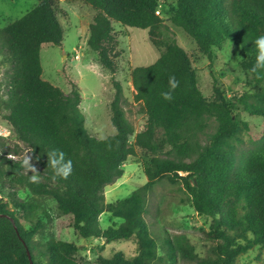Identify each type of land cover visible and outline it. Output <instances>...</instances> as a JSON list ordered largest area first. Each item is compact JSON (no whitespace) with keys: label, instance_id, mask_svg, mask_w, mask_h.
I'll list each match as a JSON object with an SVG mask.
<instances>
[{"label":"trees","instance_id":"trees-1","mask_svg":"<svg viewBox=\"0 0 264 264\" xmlns=\"http://www.w3.org/2000/svg\"><path fill=\"white\" fill-rule=\"evenodd\" d=\"M64 1H81L95 11L86 43L114 90L108 104L114 133L92 136L79 108L78 86L71 83L65 94L42 77L41 46H60L63 40L58 0H37L0 27V64L7 67L0 78V106L41 176L39 183H30L28 177L35 173L21 167L23 158L7 157L10 149L0 138V186L9 189L7 199L0 198V264H30L28 254L32 264H81L76 257L81 246L75 242L35 238L49 215L37 203L21 200L17 187L52 198L82 238L134 241L132 255L114 250L109 256L98 255L92 264H177L178 257L196 264H236L237 257L252 247L264 248V70L251 71L258 52L254 41L264 34V0ZM161 7L209 61L224 43L237 44L238 69L249 89L228 96L214 86L212 94L204 96L191 56L155 13ZM112 22L145 29L159 51L153 63L130 70L134 99L144 117L137 132L125 114L126 100L115 78L122 50ZM170 76L179 84L167 101L161 92L168 90ZM241 113L261 119L259 138L250 147L242 145L251 128ZM137 149L146 182L106 202L104 187L122 175L121 165L128 158L138 159ZM52 150L63 151L73 162L66 179L55 177L47 165ZM160 178L178 184L193 209L210 219L207 234L216 241L213 257H199L184 235H166L157 243L144 214ZM103 212L121 221L103 228ZM37 214L46 221L35 218Z\"/></svg>","mask_w":264,"mask_h":264},{"label":"rangeland","instance_id":"rangeland-1","mask_svg":"<svg viewBox=\"0 0 264 264\" xmlns=\"http://www.w3.org/2000/svg\"><path fill=\"white\" fill-rule=\"evenodd\" d=\"M36 3L37 0H0V27L19 18ZM158 11L168 34L191 56L204 96L209 97L214 86L227 92L228 96L249 89L238 69L241 51L237 44L224 43L221 49L215 50L212 61H209L197 50L193 40L182 29L171 24L165 7L159 8ZM94 15L95 11L89 4L58 0L57 17L63 29V40L60 46L43 44L40 49V62L42 77L59 87L65 94L70 92L71 83L78 86L81 96L79 108L84 114L85 126L92 136L103 138L114 133L108 106L114 90L108 72L100 66L95 52L86 43L88 25ZM112 27L122 50L115 78L120 82L126 100L125 114L133 124L134 132H137L144 123V117L140 113V103L134 99L130 70L135 66L153 63L159 56V51L149 41L145 29L126 27L116 22H112ZM229 43L232 44L231 62L226 63L220 52ZM6 69L4 64H0V78ZM4 114L5 110L0 106V138L10 149L7 157L15 160L24 158L26 153L29 155V151L16 139ZM241 116L251 128L249 133L243 135L242 145L250 147L251 143L259 138L261 119L245 113H241ZM129 140L133 143L134 137L131 136ZM136 151L138 159L128 158L121 165L122 175L104 187L106 202L123 198L146 182L141 167L143 156L138 149ZM8 192V188L0 186V198L7 199ZM16 194L23 201L37 203L49 215L50 220L47 221L46 227L39 231L35 238L41 242L50 237L75 242L81 246L76 254L81 264H92L98 255L109 256L114 250H121L126 255L133 254L135 244L132 239L107 243L101 238H82L70 227L68 217L59 212L52 198L34 196L25 187H17ZM144 217L158 244L163 236L184 235L199 257L214 256L211 247L216 245V241L211 240L207 234L210 219L199 215L193 209L188 196L178 184H173L166 178L157 179L152 193L148 196L147 212ZM35 218L46 221L43 214H37ZM120 221V218L112 217L108 212L100 215V224L103 228L118 225ZM177 264L196 263L178 257ZM236 264H264V248L258 245L252 247L237 257Z\"/></svg>","mask_w":264,"mask_h":264},{"label":"clouds","instance_id":"clouds-1","mask_svg":"<svg viewBox=\"0 0 264 264\" xmlns=\"http://www.w3.org/2000/svg\"><path fill=\"white\" fill-rule=\"evenodd\" d=\"M159 10V9H158ZM156 10L155 13L159 14V11ZM258 52L256 55L255 63L252 66V72H259L264 70V34L259 35L254 41ZM231 49L232 44H226L220 55L223 57V60L228 63L231 62ZM179 82L176 80L175 76H170L168 81V90L161 92V96L164 100L171 101L173 99V92L178 87ZM32 157L27 153L22 159L21 167L32 171L35 174H32L28 177L30 183H39L41 176L39 175L36 168L30 162ZM47 165L53 170L54 176L66 179L73 171V162L71 159L65 158V153L59 150H52L47 153ZM109 213V212H108Z\"/></svg>","mask_w":264,"mask_h":264},{"label":"water","instance_id":"water-1","mask_svg":"<svg viewBox=\"0 0 264 264\" xmlns=\"http://www.w3.org/2000/svg\"><path fill=\"white\" fill-rule=\"evenodd\" d=\"M28 257H29V260H30V264H32V261H31V259H30V255L28 254Z\"/></svg>","mask_w":264,"mask_h":264}]
</instances>
